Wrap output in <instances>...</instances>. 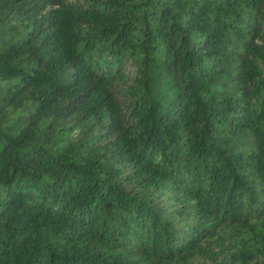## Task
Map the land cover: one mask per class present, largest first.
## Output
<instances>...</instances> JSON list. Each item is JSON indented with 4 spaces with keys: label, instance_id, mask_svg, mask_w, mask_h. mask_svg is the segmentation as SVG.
Returning a JSON list of instances; mask_svg holds the SVG:
<instances>
[{
    "label": "trees",
    "instance_id": "1",
    "mask_svg": "<svg viewBox=\"0 0 264 264\" xmlns=\"http://www.w3.org/2000/svg\"><path fill=\"white\" fill-rule=\"evenodd\" d=\"M0 264H264V0H0Z\"/></svg>",
    "mask_w": 264,
    "mask_h": 264
}]
</instances>
